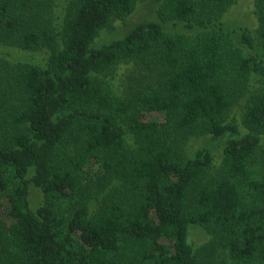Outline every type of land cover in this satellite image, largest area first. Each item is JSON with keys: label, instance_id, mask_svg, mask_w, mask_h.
I'll use <instances>...</instances> for the list:
<instances>
[{"label": "trees", "instance_id": "1", "mask_svg": "<svg viewBox=\"0 0 264 264\" xmlns=\"http://www.w3.org/2000/svg\"><path fill=\"white\" fill-rule=\"evenodd\" d=\"M146 1L69 0L59 29L54 0H0V43L47 54L43 65L0 60V264H207L190 226L234 260L264 264V179L250 181L264 91L251 96L241 131L228 80L264 79V0H255L256 36L240 30L244 53L218 23L238 0H154L157 20L95 46ZM174 21L218 29L171 34ZM121 62L155 82L116 98L99 75ZM153 113L163 119H146ZM173 132L223 139L217 171L209 149L187 157ZM33 186L43 194L36 208Z\"/></svg>", "mask_w": 264, "mask_h": 264}, {"label": "rangeland", "instance_id": "2", "mask_svg": "<svg viewBox=\"0 0 264 264\" xmlns=\"http://www.w3.org/2000/svg\"><path fill=\"white\" fill-rule=\"evenodd\" d=\"M69 0H54L53 17L54 22L59 29L63 24V19L66 16ZM160 4L154 0H148L142 4H139L134 14L127 19L113 21L110 27L104 29L99 34L95 42V46H101L103 44H109L125 35V33L136 23L140 21H154L157 20V10L160 8ZM256 4L255 0H238L234 5L228 7L223 11L218 19V23L222 25L226 30L231 31L233 44L239 48L243 53L245 51V45L239 41V35L241 34V28H249L254 36H256V30L258 28V21L256 17ZM166 29L171 34H186L188 36L195 37L200 33H208L218 29L217 24H212L208 29H187L185 23L180 21L166 23ZM257 47L263 52L264 55V42L256 38ZM236 48V49H237ZM246 52V51H245ZM47 58L45 52H29L22 50L18 47L8 46L0 43V60L9 64L18 63H34L43 65ZM138 65L133 62H121L116 64L110 70L99 75V79L105 82L112 92V94L118 99H124L130 92L137 93L145 90L150 83L155 82L154 77H149L148 73L137 71ZM146 71V70H144ZM231 71V70H230ZM232 72V71H231ZM228 75L230 89L233 95V106L230 113V120L235 121L240 125L241 131L244 128V115L245 108L253 94L264 91V79L253 78L244 79L243 77ZM142 77V78H141ZM134 97L131 96L130 99ZM132 114H138V107L134 106ZM133 116H126L125 121H129ZM146 119L158 120L163 119L161 114H147ZM186 136V137H185ZM184 139L182 143L183 154L187 157L194 155L196 152L202 149H209L214 155V164L211 169V175H213L221 165L222 161V146L223 139H217L211 135L200 136H187L185 133L173 132L170 140ZM135 142V140L132 138ZM176 143V142H175ZM252 179L263 180L264 179V145L263 150L258 156L257 161L253 166ZM244 200L246 203L250 200L249 196V181L244 184ZM43 203V194L41 190L33 186L31 189V205L36 208ZM212 235L199 226H190L188 242L192 244L197 250L199 249L207 264H244L243 262L234 260L229 255V252L221 245H219Z\"/></svg>", "mask_w": 264, "mask_h": 264}]
</instances>
